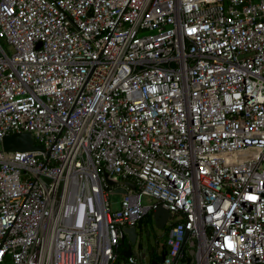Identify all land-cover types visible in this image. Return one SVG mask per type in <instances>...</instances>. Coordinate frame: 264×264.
Here are the masks:
<instances>
[{
	"label": "built area",
	"instance_id": "1",
	"mask_svg": "<svg viewBox=\"0 0 264 264\" xmlns=\"http://www.w3.org/2000/svg\"><path fill=\"white\" fill-rule=\"evenodd\" d=\"M157 205V264H264V0H0V264H114Z\"/></svg>",
	"mask_w": 264,
	"mask_h": 264
},
{
	"label": "rangeland",
	"instance_id": "2",
	"mask_svg": "<svg viewBox=\"0 0 264 264\" xmlns=\"http://www.w3.org/2000/svg\"><path fill=\"white\" fill-rule=\"evenodd\" d=\"M120 195V193H109V198L111 200L119 199ZM115 206L116 203H112V207ZM174 219H178V215L170 216L161 228H156L153 224L152 215L148 213L135 225V243L130 248L131 252L139 257V262L144 264L148 254H151L153 261L159 260L161 252L166 249V233ZM127 244V242L124 243L123 249L126 248ZM114 264H123V259L115 261Z\"/></svg>",
	"mask_w": 264,
	"mask_h": 264
},
{
	"label": "water",
	"instance_id": "3",
	"mask_svg": "<svg viewBox=\"0 0 264 264\" xmlns=\"http://www.w3.org/2000/svg\"><path fill=\"white\" fill-rule=\"evenodd\" d=\"M2 149L4 151H33V150H39L43 151V148L41 145H34L32 143V140L30 138V135L28 132H23V133H12L9 135H5L2 138ZM47 154L48 152L45 151ZM105 183L108 186L113 185V181L108 179L106 177V174L103 175ZM127 185L130 188H133V185L130 183H127ZM124 189L122 188H115L112 189V193H124ZM152 215V220L153 224L156 228H161L168 216V211L161 207L160 205H157L154 210L151 212ZM135 238H136V232H135V227L134 226H129L124 229H122V234L119 238V241L122 242L124 239L127 241V246L125 249H121L118 251L119 255L122 257H127L130 254L134 255L135 257L136 254L131 252V245L135 243ZM150 264H156L153 260L150 261Z\"/></svg>",
	"mask_w": 264,
	"mask_h": 264
},
{
	"label": "flooded vegetation",
	"instance_id": "4",
	"mask_svg": "<svg viewBox=\"0 0 264 264\" xmlns=\"http://www.w3.org/2000/svg\"><path fill=\"white\" fill-rule=\"evenodd\" d=\"M125 242H127L126 239H124L122 242L119 241V242L117 243V248H118V249H122V248H123V245H124ZM158 261H159L158 259H155V260H154V262H155L156 264L158 263Z\"/></svg>",
	"mask_w": 264,
	"mask_h": 264
},
{
	"label": "trees",
	"instance_id": "5",
	"mask_svg": "<svg viewBox=\"0 0 264 264\" xmlns=\"http://www.w3.org/2000/svg\"><path fill=\"white\" fill-rule=\"evenodd\" d=\"M139 222H140V221H139ZM139 222H138V223H139ZM117 250L119 251V250H121V249H117ZM150 256H151V254H150ZM119 259H123V260H124V257L120 256L119 253H118L116 261L119 260Z\"/></svg>",
	"mask_w": 264,
	"mask_h": 264
},
{
	"label": "crops",
	"instance_id": "6",
	"mask_svg": "<svg viewBox=\"0 0 264 264\" xmlns=\"http://www.w3.org/2000/svg\"><path fill=\"white\" fill-rule=\"evenodd\" d=\"M122 249H123V248H122ZM150 251H151V250H150ZM147 257H150L149 259H152V258H151V256H150V254H148V256H147Z\"/></svg>",
	"mask_w": 264,
	"mask_h": 264
}]
</instances>
